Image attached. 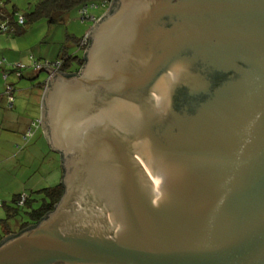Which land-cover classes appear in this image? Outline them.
<instances>
[{
  "label": "water",
  "instance_id": "1",
  "mask_svg": "<svg viewBox=\"0 0 264 264\" xmlns=\"http://www.w3.org/2000/svg\"><path fill=\"white\" fill-rule=\"evenodd\" d=\"M51 67L63 193L0 264H264V0H116Z\"/></svg>",
  "mask_w": 264,
  "mask_h": 264
},
{
  "label": "crops",
  "instance_id": "2",
  "mask_svg": "<svg viewBox=\"0 0 264 264\" xmlns=\"http://www.w3.org/2000/svg\"><path fill=\"white\" fill-rule=\"evenodd\" d=\"M7 46L0 52V57L6 60V70L10 63L20 62L14 55L16 50L11 44ZM39 72L44 73L41 80L34 81ZM39 72L23 68L20 77L14 72L8 75L7 80L14 84V100L10 106L0 68V202L3 210H0V218L6 214V206L12 204L16 194L30 195L46 187L49 173L54 180L62 179V155L51 146L43 123V97L51 74L45 70ZM11 75L16 80H10ZM33 122V134L25 140L23 136ZM19 228L18 223L13 225L14 231Z\"/></svg>",
  "mask_w": 264,
  "mask_h": 264
},
{
  "label": "trees",
  "instance_id": "3",
  "mask_svg": "<svg viewBox=\"0 0 264 264\" xmlns=\"http://www.w3.org/2000/svg\"><path fill=\"white\" fill-rule=\"evenodd\" d=\"M35 8L32 12L29 13L30 17H38L45 16L48 23H58L61 22L66 14H68L71 10L77 9L81 15V19H89L92 21L91 27L101 19L105 13L110 12L115 7L116 0H34ZM97 5L104 6V14H100L99 16H94L88 14V6L95 7ZM0 16L5 18V21H0V33L1 26L6 25L11 33H19L22 32L23 29L21 25L25 24L24 15L18 14L17 18L14 20L13 15H9L5 11L4 4L0 0ZM19 18H22L19 21ZM91 29V28H90ZM90 29L83 35L80 39H76L73 43L75 44L77 51L79 53L68 50L67 48L72 47V43L66 42L62 45L57 58L54 62H45L39 63L38 60H33L43 66L47 63H58L60 66L55 71H59L67 74L68 76H72L74 74H78L85 63V52L89 45L88 33ZM1 52V49H0ZM32 62V63H33ZM6 64V60L4 57H0V68H2V76L5 80V91L7 93V98L9 105L11 106L14 100L12 95V90L14 84L10 83L7 78L10 73H15L18 77L22 76V71L25 66L22 63L13 64L12 68L4 69V65ZM17 65H21L22 67H18ZM30 67L34 69V66L31 64ZM34 71H41V69H34ZM35 126V122L27 129L23 138L26 140L31 137L33 134V127ZM63 184L62 182H58L53 186H48L41 188L40 191L42 193V197L40 199V203L38 206L33 207L31 198L29 194H16L10 203L6 206V216L0 218V226L2 231H0V243L5 239L15 236L21 231L30 228L36 225L42 218H44L50 211L53 210L57 202L59 201L62 193H63ZM24 197V199H23ZM2 203L0 202V206ZM28 207V208H26ZM26 209V210H24ZM19 216L17 223L20 228L16 231L13 229V225L10 220L14 219L15 216Z\"/></svg>",
  "mask_w": 264,
  "mask_h": 264
},
{
  "label": "rangeland",
  "instance_id": "4",
  "mask_svg": "<svg viewBox=\"0 0 264 264\" xmlns=\"http://www.w3.org/2000/svg\"><path fill=\"white\" fill-rule=\"evenodd\" d=\"M1 2L4 4L5 11L9 13L10 16L13 15L14 20L17 18L18 14L24 15L25 24L21 25L23 29L22 32L0 33V49L3 50L8 47L7 44H11V47L16 50L14 55L17 57L18 61H20L16 63H22L25 68H30L31 70L32 68L27 66L31 65L33 60H38L40 64L54 62L64 43L69 42V44L72 43L71 45H73V43H75L74 41L85 35L92 25L91 20L81 19V15L77 9H73L66 14L61 22L48 23L45 16L30 17L29 13L35 8L34 0H1ZM104 9L102 5H97L95 7L88 6L87 11L90 15L99 16L104 12ZM5 20V18L0 16V21ZM67 49L79 53L75 44ZM12 67L13 64L10 63V68ZM43 74V72H39L34 81H40ZM13 79L16 80L15 77L11 75L10 80L13 81ZM48 179L49 182L46 187L53 186L60 182V180L53 179L52 173L48 174ZM41 197L42 193L40 191L30 193L33 207L39 205ZM0 210H2V207ZM4 216H6V214ZM18 218L19 216L17 215L14 219L10 220L11 224H16ZM0 231H2L1 226Z\"/></svg>",
  "mask_w": 264,
  "mask_h": 264
},
{
  "label": "built area",
  "instance_id": "5",
  "mask_svg": "<svg viewBox=\"0 0 264 264\" xmlns=\"http://www.w3.org/2000/svg\"><path fill=\"white\" fill-rule=\"evenodd\" d=\"M22 18H19V21H21ZM1 31L3 32H6V31H9L8 27L6 25H2L1 26ZM88 38V37H87ZM32 65L34 66V69H39L40 67H51V68H54V69H58V67L60 66V64L58 63H47V64H44L43 66H41L40 64L36 63V62H33ZM19 68L22 67L21 65H17ZM24 199V197H23Z\"/></svg>",
  "mask_w": 264,
  "mask_h": 264
}]
</instances>
